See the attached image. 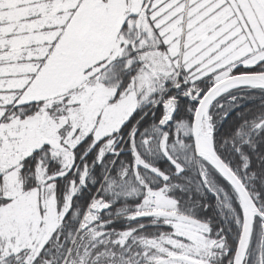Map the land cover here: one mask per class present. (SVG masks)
Here are the masks:
<instances>
[{
	"label": "snow or ice",
	"instance_id": "obj_1",
	"mask_svg": "<svg viewBox=\"0 0 264 264\" xmlns=\"http://www.w3.org/2000/svg\"><path fill=\"white\" fill-rule=\"evenodd\" d=\"M0 264H264V0H0Z\"/></svg>",
	"mask_w": 264,
	"mask_h": 264
}]
</instances>
